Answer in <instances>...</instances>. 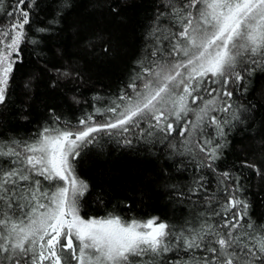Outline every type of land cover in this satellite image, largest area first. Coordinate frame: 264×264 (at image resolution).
<instances>
[{
    "label": "snow or ice",
    "instance_id": "1",
    "mask_svg": "<svg viewBox=\"0 0 264 264\" xmlns=\"http://www.w3.org/2000/svg\"><path fill=\"white\" fill-rule=\"evenodd\" d=\"M11 7V22L0 26V105L8 99L15 65L23 62V46L39 45L29 36L36 0H14ZM170 14L180 25L168 37L170 47L158 46L150 53L153 59L138 62L119 103L105 109L113 119L97 123L88 115L78 128L48 127L22 147L17 141L6 149L0 147V156L15 158L8 161L12 165L8 168L0 165V264H264V223L248 217L249 204L239 196V177L228 171L220 173L221 184L228 180L232 184L219 205L223 211L201 212L195 222L180 228L158 218L80 214L88 185L75 174L73 161L95 140L94 133H127L144 123L149 134L184 137L181 147L191 152L190 134L200 130L206 118L224 137L227 121L222 123L210 113L232 110L227 101L233 90L227 86L246 89V76L257 67L264 70V0H186L179 7L173 4ZM212 85H219V90ZM190 113L194 119H186ZM194 145L200 154L198 167L215 171L222 145L198 139ZM247 166L264 175L254 164ZM40 177L48 182L47 188ZM203 179L196 187L205 188ZM214 199L205 196L209 205ZM229 211L231 216L224 215ZM213 216H221V221L210 222ZM171 252L178 257L165 256Z\"/></svg>",
    "mask_w": 264,
    "mask_h": 264
},
{
    "label": "trees",
    "instance_id": "2",
    "mask_svg": "<svg viewBox=\"0 0 264 264\" xmlns=\"http://www.w3.org/2000/svg\"><path fill=\"white\" fill-rule=\"evenodd\" d=\"M13 3L2 0L0 26L11 22L8 13L13 11ZM36 3L29 36L39 45L23 46V62L15 65L8 99L0 105V147L5 149L12 141L21 147L34 141L44 128H78L88 115L97 123L113 119L105 109L119 103L118 96L136 75L138 62L148 63L158 46L162 50L170 47L168 37L180 27L170 8L186 0H67L68 6L65 0ZM41 27L49 31L37 32ZM243 83L246 89L227 86L233 90L227 101L232 110L210 113L222 123L227 121L224 137L206 118L202 128L190 134L191 152L181 147L184 137L149 134L144 123L127 133L108 130L94 134L95 140L73 161L75 174L88 185L80 202L81 216L158 218V222L180 228L195 222L201 212L208 215L212 208L223 211L219 205L225 202L232 184L231 180L219 181L220 173L228 171L233 178L239 177V196L249 204L248 217L264 223V175L247 166L251 163L264 171V70L257 67ZM212 87L219 90L220 86ZM220 104L217 100V106ZM186 119L194 116L190 113ZM197 139L222 145L215 171L198 167ZM10 159L15 158L0 156V165L12 166ZM200 177L204 189L196 187ZM39 179L47 188L48 182ZM194 187L196 191H190ZM205 196L215 199L209 205ZM216 221H221V216L211 217L210 222ZM165 256L174 260L178 254ZM179 256L188 258L186 253Z\"/></svg>",
    "mask_w": 264,
    "mask_h": 264
},
{
    "label": "rangeland",
    "instance_id": "3",
    "mask_svg": "<svg viewBox=\"0 0 264 264\" xmlns=\"http://www.w3.org/2000/svg\"><path fill=\"white\" fill-rule=\"evenodd\" d=\"M100 132H101V131H100ZM94 134H96V133H94ZM94 134H93V135H94Z\"/></svg>",
    "mask_w": 264,
    "mask_h": 264
}]
</instances>
